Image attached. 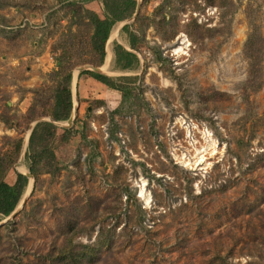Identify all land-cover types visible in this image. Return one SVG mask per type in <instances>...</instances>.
<instances>
[{
    "label": "rangeland",
    "instance_id": "obj_1",
    "mask_svg": "<svg viewBox=\"0 0 264 264\" xmlns=\"http://www.w3.org/2000/svg\"><path fill=\"white\" fill-rule=\"evenodd\" d=\"M0 153V264H264V0H0Z\"/></svg>",
    "mask_w": 264,
    "mask_h": 264
},
{
    "label": "trees",
    "instance_id": "obj_2",
    "mask_svg": "<svg viewBox=\"0 0 264 264\" xmlns=\"http://www.w3.org/2000/svg\"><path fill=\"white\" fill-rule=\"evenodd\" d=\"M112 16L110 15V18H106L103 20H101L96 15H93L91 17V23L93 24V29H94V34L92 38V49L97 52V59H96L97 63H102L104 59V45L108 39V34H109L112 24L115 21H121L125 18L124 16H113V17ZM127 56H130V55L128 54ZM59 64L60 65L58 66V69L61 70L62 67L63 68L65 67V65L61 64V61L59 62ZM85 74H88L93 79L103 83L104 85L108 87L115 88L110 83L108 77H104L103 75L88 72V71L85 72ZM66 80L68 84L71 80L70 73L66 74ZM55 105L57 108L56 111L55 109H52V111H48L47 113H45L47 115L41 114V117L49 116L52 119V121H55V122L68 120L70 113H71V108H72L71 94H70L69 87H65L59 92ZM30 114H31L30 116L34 114L33 108L30 109ZM46 126L49 128H53V126L49 123H40L36 125L29 139L30 145L36 136L37 130L40 127H46ZM18 151H19V147L17 144L16 149L13 153V156L15 157V159L18 155ZM35 156L36 155L33 154L31 158H34ZM15 159L11 158L9 163L5 164V160H8V158L6 157V155H3L0 153V215H2L3 217H8L14 211L20 199V196L25 186L27 185V181H28L24 175L19 174V173L16 174V180L14 181L13 184H8L4 181V176L6 174V168L10 166ZM4 165H6L7 167L5 168ZM29 173L34 178L37 176V171L34 169L33 166L29 167ZM67 252L71 253L72 249L71 248L67 249ZM88 255L95 256L96 250H94L93 248L89 246H85L84 253L83 251L77 252L75 254V257H70V258L71 260H74V261L78 259L84 260V258H86V256Z\"/></svg>",
    "mask_w": 264,
    "mask_h": 264
},
{
    "label": "water",
    "instance_id": "obj_3",
    "mask_svg": "<svg viewBox=\"0 0 264 264\" xmlns=\"http://www.w3.org/2000/svg\"><path fill=\"white\" fill-rule=\"evenodd\" d=\"M138 8H139V7H137V9H136V14H137V12H138ZM92 70L95 71V72H98V71H99L98 69H95V68H92ZM72 119H73V117L70 116V117L68 118V120H67V124H71ZM17 165H18V166H21V165H22V160L19 161ZM24 176H25L26 178H28V179H32V176H31V174H30L29 172H26V173L24 174Z\"/></svg>",
    "mask_w": 264,
    "mask_h": 264
},
{
    "label": "bare ground",
    "instance_id": "obj_4",
    "mask_svg": "<svg viewBox=\"0 0 264 264\" xmlns=\"http://www.w3.org/2000/svg\"><path fill=\"white\" fill-rule=\"evenodd\" d=\"M116 40H117V39H116ZM110 53H111V52H110ZM108 58H109V57H108ZM106 64H107V63H106ZM19 167H20L19 169H20L21 171H24V168H23V166H19ZM29 190H30V186L28 187V189H27V192H26V193H28V192H29Z\"/></svg>",
    "mask_w": 264,
    "mask_h": 264
},
{
    "label": "crops",
    "instance_id": "obj_5",
    "mask_svg": "<svg viewBox=\"0 0 264 264\" xmlns=\"http://www.w3.org/2000/svg\"><path fill=\"white\" fill-rule=\"evenodd\" d=\"M104 57H105V55H104ZM107 58H108V56H107Z\"/></svg>",
    "mask_w": 264,
    "mask_h": 264
}]
</instances>
